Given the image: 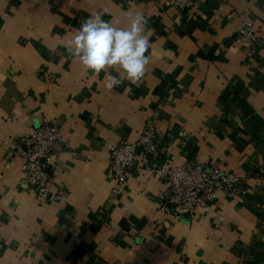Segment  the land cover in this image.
I'll list each match as a JSON object with an SVG mask.
<instances>
[{"label": "crops", "instance_id": "0c3cea01", "mask_svg": "<svg viewBox=\"0 0 264 264\" xmlns=\"http://www.w3.org/2000/svg\"><path fill=\"white\" fill-rule=\"evenodd\" d=\"M92 12L121 27L129 12L148 19L138 84L108 91L103 72L68 56ZM44 122L65 141L41 200L12 140ZM146 128L161 162L235 172V193L179 217L162 209L165 186L143 157L119 184L110 146ZM0 264H264V0H197L182 12L158 0H0Z\"/></svg>", "mask_w": 264, "mask_h": 264}, {"label": "built area", "instance_id": "2783aa9c", "mask_svg": "<svg viewBox=\"0 0 264 264\" xmlns=\"http://www.w3.org/2000/svg\"><path fill=\"white\" fill-rule=\"evenodd\" d=\"M197 0H158L161 9L173 8L178 12L195 7ZM244 41L255 37L254 27L245 23L239 29ZM65 141L56 123L44 122L29 133L12 140L17 147L20 167L25 178L41 200L51 196L56 175L54 160L57 146ZM161 148L154 128H146L137 142H119L110 146L109 170L119 184H126L139 169L138 159L149 160L146 168L156 173L165 189L160 195L162 209L177 216L194 215L198 210L210 211L216 202L217 192L227 190L233 195L240 177L235 172L209 166L201 161L176 164L174 159L160 161Z\"/></svg>", "mask_w": 264, "mask_h": 264}, {"label": "clouds", "instance_id": "9594fccd", "mask_svg": "<svg viewBox=\"0 0 264 264\" xmlns=\"http://www.w3.org/2000/svg\"><path fill=\"white\" fill-rule=\"evenodd\" d=\"M128 20L129 25L121 27L118 22L105 21L102 13L92 12L64 45L68 56L78 60L85 71L96 77L104 73L103 84L108 91L125 81L138 84L150 64L146 53L153 30L148 19L141 12H129Z\"/></svg>", "mask_w": 264, "mask_h": 264}]
</instances>
